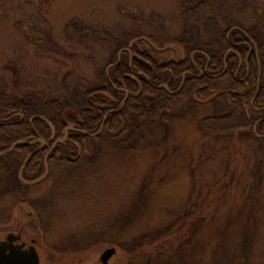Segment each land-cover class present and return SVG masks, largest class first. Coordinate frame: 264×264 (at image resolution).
<instances>
[{
  "label": "rangeland",
  "instance_id": "374dc122",
  "mask_svg": "<svg viewBox=\"0 0 264 264\" xmlns=\"http://www.w3.org/2000/svg\"><path fill=\"white\" fill-rule=\"evenodd\" d=\"M198 2L0 0V90L14 99H48L64 97L66 85L102 83L98 77L117 55L105 41L108 31L137 36L130 44L141 50L149 46L136 39L156 33V46L180 50L159 57L179 59L175 37L186 24V10ZM234 4L245 7L238 20L264 31V0ZM146 105V114L128 117L129 140L105 135L96 155L73 173L53 165L56 174L27 187L18 178L19 162L1 156L0 239L27 220L21 211L26 202L36 213L28 231L40 239L41 264H102L109 247L116 253L108 264H264V139L251 128L231 134L215 126L214 116L223 113L215 95L167 104L151 98ZM234 136L237 142H229ZM195 181L203 183L201 192L222 196L223 210L252 183L246 193L257 191L260 198L229 232L197 225L179 252L172 243L148 260L150 239L172 228L173 216L197 189ZM49 190L57 196L41 195Z\"/></svg>",
  "mask_w": 264,
  "mask_h": 264
},
{
  "label": "trees",
  "instance_id": "16d2710c",
  "mask_svg": "<svg viewBox=\"0 0 264 264\" xmlns=\"http://www.w3.org/2000/svg\"><path fill=\"white\" fill-rule=\"evenodd\" d=\"M235 0H199L197 7H190L186 10V24L183 27L180 35L175 37V41L184 50L186 54V59L184 62L175 64L172 69L173 79L172 82L175 86H178L182 80V74L186 67L194 68L193 60L191 55L195 53V59L201 65H205L210 60V72L218 73L224 68L223 56L230 48V41L237 38L239 42V51L235 59L237 66L239 65L240 58L243 60L241 69L239 72V77H244L247 74V68L250 67V74L244 81L236 82L233 79V72L231 71V55L228 60V71L219 76L208 78L204 77L202 79L189 78L184 89L176 95L170 94L165 88L154 89L152 85L147 82L143 83V93L142 99L139 100L138 97L134 95L137 85L135 82L127 83L126 86L130 89L131 97L126 103V107L121 113H116L109 119L106 124L105 129L102 133L96 137L85 134H78L71 132L65 143L60 144L57 149L49 156V162L56 165L59 169H63L62 172L65 174L73 173L82 167V164L95 156V148H88L84 150L74 149V143L85 142L92 144L93 142H100L101 139L107 134L117 137L119 135L112 134V129L114 126L122 127L124 131L121 134H125L124 140H129V134H131V121L128 119L130 115H143L146 114L148 109L146 103L151 98L159 97L163 103H172L182 99H192L197 96L201 98H209L215 95L222 105L223 113L214 116L213 120L215 126L220 127L222 130L225 129L228 133L235 134L234 129L236 128H248L249 126V112L251 111L250 99L251 93L249 95H242L239 91H242L249 86L253 88L254 91L257 88V80L260 74V95L257 97V104L263 103L264 98V31L260 30L258 27L253 25L247 26L243 23V20H238L237 14L241 13L245 7H236L234 4ZM242 0H240L241 2ZM197 16V20H193L192 17ZM235 26H239L245 31V34L241 31H234V35L227 39V33L230 29ZM157 32V31H156ZM158 32L163 33V31L158 30ZM157 32V34H158ZM105 41L110 44L109 49L113 54L118 53V51L126 46H131L130 42L137 36L130 34L120 35L115 34L113 31L106 32ZM149 38L152 42L158 41L161 38L156 35V33L148 34L145 36ZM254 40L258 48V56L255 47H253L252 53H250L249 46L243 44V41ZM134 48V47H133ZM202 52V54L200 53ZM250 53V54H249ZM116 55H113L110 60L115 59ZM125 63V65L123 64ZM128 55H123V62L118 65L115 69L110 72L111 77L122 76L124 73H128ZM249 65H248V64ZM106 67V66H105ZM104 69V67H103ZM236 67L233 69V71ZM165 68H161L157 72L158 83L168 81L171 77L170 73L167 72L164 75ZM150 78L155 80L154 73L148 71ZM98 78L103 80L109 87H112L109 80L107 79L105 72ZM174 86V87H175ZM172 87V86H171ZM174 87H172L174 89ZM97 88V89H95ZM91 89L96 91L105 90L103 89L102 83L95 85L88 84L84 85L82 83L77 85H66L64 86V92L66 93L64 97H51L48 99H41L35 95L28 94L22 99H14L11 97L7 89L3 88L0 90V113H10L21 112L24 115L22 121H16L20 119L18 116L13 118L15 122L0 125V150L9 147V145L15 143L18 140H34L36 138H44L47 142L51 141V130L47 123L43 120L46 117L50 120L56 127L58 137H63L66 124L64 119L69 122L73 118L72 111H77L82 113V109L85 107L89 108L87 95ZM135 89V90H134ZM138 89V88H137ZM111 97H116L113 91H105ZM103 96V95H101ZM108 98V96H106ZM123 94H119L117 102L120 103ZM250 108V110H249ZM91 110V109H90ZM84 118H89L90 116L95 120V124L91 131H96L100 127L101 116L98 117L88 114L82 115ZM125 117V123H124ZM91 125V124H90ZM264 126V125H263ZM88 127V126H86ZM133 127V125H132ZM127 132V133H126ZM223 133V132H222ZM143 133H141L142 135ZM236 136L233 137L229 142L234 141ZM143 141V136H141ZM237 142V140H235ZM236 150H242V148L237 144ZM68 148V150H66ZM254 148V145H253ZM17 149L21 152L22 158L25 159L32 149V146L27 144H19ZM255 150V148L253 149ZM69 152L76 160L69 159L66 152ZM61 152L60 156L58 153ZM241 153V152H240ZM94 154V155H92ZM242 154V153H241ZM92 155V156H91ZM234 155H238L234 153ZM234 156V157H235ZM44 155H35L30 160L27 165L24 175L28 179H36L41 174H43ZM56 174L57 170L54 169ZM217 181L213 182L216 183ZM197 189L193 190V194L188 200V204L184 209L178 214L174 215L171 221L172 228L163 232L165 234L150 239L149 242V257L148 260L159 251L165 250V248L170 247L173 243V250L179 252L183 246L181 241L191 239V231L195 229L197 225L204 224L206 227L218 230V233L229 232L228 228L237 221L241 220L246 212L249 210L250 206H253L255 197L257 201L259 196L249 195L250 185H248L246 191L243 195L232 201L231 207L229 209L223 210L221 208L223 201L220 194H211L206 190L201 192L199 189L203 183L195 181ZM214 186V185H213ZM199 187V189H198ZM204 187V186H203ZM256 189V188H254ZM253 190L252 188L250 191ZM247 209H241L240 207H246ZM243 214V215H242ZM33 218L31 223H33ZM238 223V222H237ZM215 224V225H214ZM216 230V231H217ZM223 234V233H222ZM217 237H215V241ZM217 249L223 246L225 237H219ZM176 241V243H174ZM223 241V242H222ZM182 245V246H180ZM216 250V245H215Z\"/></svg>",
  "mask_w": 264,
  "mask_h": 264
},
{
  "label": "flooded vegetation",
  "instance_id": "af4514ba",
  "mask_svg": "<svg viewBox=\"0 0 264 264\" xmlns=\"http://www.w3.org/2000/svg\"><path fill=\"white\" fill-rule=\"evenodd\" d=\"M239 30L242 33L245 34V31L241 29L239 26H235L232 29H230L227 33V39H230L232 35H234V31ZM144 42V41H143ZM146 43V42H145ZM242 42H239L237 38H234L233 41H230V48L227 50L225 55L223 56L224 61V68L218 72V73H211L210 72V60L205 64L201 65L198 63L195 59V53L191 55V59L193 60L194 68L192 67H186L185 71L182 74V80L178 86H175V84L172 82L173 79V73L172 69L174 68L175 64H179L181 62H184L186 59V54L184 50L181 48V51L183 53L182 57L179 59H169L165 61L161 57H159V53L165 52V51H158L154 50L148 43H146L149 46V49L141 50L136 44H131V46H126L121 48L117 55L115 56V59H112L109 61V63L106 65V71L105 75L107 79L109 80L112 87H109L103 80L102 85L103 89L105 90H99L96 91L94 89H89V93L87 95V103L89 105L88 107H85L82 109V113H78L76 110L72 111L73 118L69 122L68 120L64 119V123L66 124L64 135L63 137H58L56 127L53 125V123L48 120L46 117H43V120L47 123L49 126V129L51 130V143L47 142L44 138H36L34 140H18L15 143L9 145V147L1 149L0 150V157L1 156H11L12 160L19 162V170H18V178L22 185H26L27 187L32 186L31 184L41 180V177L49 176L51 172H53V175L55 174L53 168H52V162H49V156L57 149V147L60 144L65 143V141L68 139L71 132H75L78 134H85V135H91V136H98L102 133V131L105 129L107 122L112 117H115L114 115L116 113H121L124 108L126 107L127 101L131 97L130 89L127 88V83L135 82L137 85L136 91L134 95L138 97L139 100L142 99V93H143V83L147 82L154 89H163L165 88L170 94L176 95L179 94L185 87V83L189 78H198L202 79L204 77L213 78V77H219L223 74H225L228 71V58L229 55H231V71L233 72V79L238 81H244L247 79V77L250 74V67L247 68V74L244 77H239V72L241 69V65L243 60L240 58L239 65L237 66V62L235 59V55L237 56L239 51V44ZM243 44H246L249 46L250 53L253 51V47L256 49V53L258 56V48L256 46V43L254 40L250 39V41H243ZM134 47V48H133ZM172 47V46H171ZM158 48V47H157ZM159 49V48H158ZM150 50L153 52L151 53ZM175 54L180 55V50L177 48L172 47V49ZM202 54V52L200 51ZM249 53V54H250ZM128 55V73L122 74V76H116L115 78L111 77L110 72L115 69L118 65L123 62V55ZM140 59L145 60L146 63L140 61ZM125 65V63H123ZM248 64V63H247ZM249 65V64H248ZM236 67V69L233 71V69ZM165 68L164 75L169 72L171 77L168 81L158 83L157 81V72L161 69ZM148 71L154 73V78H150ZM94 84V83H93ZM92 84V85H93ZM98 85V84H97ZM95 86V85H94ZM174 87V89L172 87ZM97 89V88H95ZM135 90V89H134ZM105 91H113L114 95L119 98V94H123L124 97L121 98L120 103L117 102L116 97H111L108 95ZM242 95H249L251 93V99H250V105H251V111L249 112V126L248 128H251L253 131V134L257 137V139H264V98L262 104H257L256 100L257 97L260 95L261 89H260V74L257 80V88L254 91L253 88H250L249 86H246L245 89L242 91H239ZM103 95V96H101ZM108 96V98L106 97ZM159 100L160 98L157 97ZM250 110V108H249ZM92 116H95V113L98 117L101 116V122L100 127L96 131L94 130V124L95 120L90 116L89 118H84L82 115L88 114ZM18 116L20 119L16 121H22L24 119V115L21 112H15L10 113V115H7L3 111V113H0V125L15 122L13 118ZM51 125H50V124ZM124 123H125V117H124ZM91 124V125H90ZM88 126V127H86ZM91 128V129H90ZM124 131L122 127L114 126L112 129V134L118 135L121 134ZM19 144H27L32 146V149L29 151L27 157L25 159L22 158L21 152L17 149ZM74 149L78 150H86L88 148H97L101 146L100 142H93L92 144H88L85 142H77L74 143ZM68 150V148H66ZM44 155L43 159V166L44 171L43 174H41L36 179H28L25 175V169L27 165L29 164L32 157L35 155ZM62 154L61 152L58 153L60 156ZM69 159L76 160L68 151L66 152ZM28 191V190H27ZM49 195L50 197L57 196V192L49 190L48 192H44L41 194L42 196ZM46 195V196H47ZM22 213L25 215L23 218H27V220H23L20 222V224L12 229L5 238L0 239V241H7V254L11 257L14 255L17 256H23L25 254H28L31 249L36 250L40 257V250H39V244L40 239L39 237L32 236L30 237L28 227H30L32 218L34 219L35 211L30 210V206L26 205V202H24V207L21 209ZM14 217V215H13ZM12 217V218H13ZM11 236V239L8 241V237ZM41 261V257H40Z\"/></svg>",
  "mask_w": 264,
  "mask_h": 264
},
{
  "label": "water",
  "instance_id": "95a60500",
  "mask_svg": "<svg viewBox=\"0 0 264 264\" xmlns=\"http://www.w3.org/2000/svg\"><path fill=\"white\" fill-rule=\"evenodd\" d=\"M140 40L146 41L154 50L166 51L172 49V47H165L162 49L156 48L147 38H141ZM140 61L145 62V60L140 59ZM50 124V123H49ZM51 125V124H50ZM11 239V236L8 237V241ZM7 241H0V264H40L39 256L36 250L31 249L28 254L23 256L14 255L13 257L7 254ZM116 253L115 247H109L103 251L101 254L102 264H108L110 258Z\"/></svg>",
  "mask_w": 264,
  "mask_h": 264
}]
</instances>
